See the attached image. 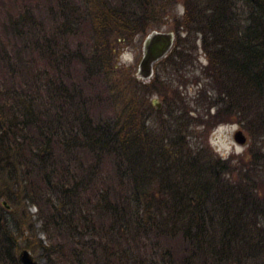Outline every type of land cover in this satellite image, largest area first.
<instances>
[{
    "label": "trees",
    "instance_id": "1",
    "mask_svg": "<svg viewBox=\"0 0 264 264\" xmlns=\"http://www.w3.org/2000/svg\"><path fill=\"white\" fill-rule=\"evenodd\" d=\"M38 1L0 19V264L82 240L99 226L88 206L107 218L90 264H123L128 231L165 243L140 264H264V0ZM168 24L148 81L117 64ZM185 83L199 86L192 100ZM228 122L248 143L223 158L204 138Z\"/></svg>",
    "mask_w": 264,
    "mask_h": 264
},
{
    "label": "rangeland",
    "instance_id": "2",
    "mask_svg": "<svg viewBox=\"0 0 264 264\" xmlns=\"http://www.w3.org/2000/svg\"><path fill=\"white\" fill-rule=\"evenodd\" d=\"M26 4L34 6L36 4H41V2L38 0H0V19L3 18L5 12H9L10 10L11 12L12 10H20L22 6ZM181 10V6L177 5L175 7L176 15H180ZM34 12L38 15L39 11L34 8ZM158 30L171 31V29L169 28V24L162 26ZM143 38L144 36L135 35L131 42L128 45L124 46L117 55V64L119 66L130 68V70L134 74L136 73L137 63L141 55V43ZM196 57L197 60L195 61L194 67H196L197 64H205V59L203 58L200 50L196 51ZM171 84L174 87L178 83L177 81H173ZM197 87L199 86H195L192 83H185L184 85H179L177 89L181 91V94L185 95L188 100H192V98L195 96L194 94L196 93ZM152 97L158 98V100L163 103V108H171V106H173L170 99H168L167 97L165 99H162L161 97L157 96V94H152L149 96L148 100H150ZM189 105L192 106L193 103L190 102ZM99 114H102V111ZM237 129L242 130L237 123H221L213 127L208 132L204 140L211 148L213 153H215L219 157L224 158L230 154H241L246 148L248 137L246 132L242 130L245 134L246 141L242 145L236 144L232 139V135ZM195 131H197V129H195ZM102 171V176H109V166L104 165ZM86 210L88 211L87 213H85L86 219L92 218L95 220L96 217V221L99 223L98 227L94 228L93 224L95 222L93 223L91 219L92 223L90 221H87L89 225V230H87L88 234H83L84 237L82 240L79 239L75 241V239H73L74 243L70 245L69 241L64 243L63 239L59 238L62 245L57 248L54 253L47 257L46 255L42 254L41 249H35L29 251L32 256L40 264H77L75 261L79 258L81 262L79 264H90V260L93 255V245L91 244H94V241L99 237H104V235L102 234V227L106 224L107 218H103V216H96V214L94 213V208L92 206L86 207ZM26 211L28 212V215L30 217L32 228L36 231V237L39 238L43 244H45L47 241L44 234L39 230L40 222L36 219L35 207L30 205L29 203H26ZM128 232L124 234L126 236V239L124 237L117 238V249L119 251H116V254L114 256L115 258H120L121 263L123 264H140L141 262H143L141 260L149 261L150 259L155 262L160 261L158 252L159 248L164 247V241L161 240L160 242H158L156 237H153V235L150 236L148 235V233H143V231L136 232L135 235ZM20 249L22 248H19V250Z\"/></svg>",
    "mask_w": 264,
    "mask_h": 264
},
{
    "label": "water",
    "instance_id": "3",
    "mask_svg": "<svg viewBox=\"0 0 264 264\" xmlns=\"http://www.w3.org/2000/svg\"><path fill=\"white\" fill-rule=\"evenodd\" d=\"M174 40V35L171 31L151 30L143 38L141 43V55L137 63L136 77L148 81L152 76L153 65L163 58L171 49ZM150 104L155 108L161 107V101L156 97L150 99ZM233 141L242 145L246 141L245 134L242 130L237 129L232 135ZM4 206H7L5 201H0ZM17 257L21 264H40L32 254L22 248L17 252Z\"/></svg>",
    "mask_w": 264,
    "mask_h": 264
}]
</instances>
